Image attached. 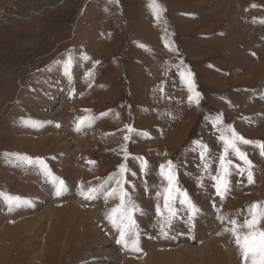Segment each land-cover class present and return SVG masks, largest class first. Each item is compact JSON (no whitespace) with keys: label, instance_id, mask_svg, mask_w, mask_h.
Returning <instances> with one entry per match:
<instances>
[{"label":"rangeland","instance_id":"374dc122","mask_svg":"<svg viewBox=\"0 0 264 264\" xmlns=\"http://www.w3.org/2000/svg\"><path fill=\"white\" fill-rule=\"evenodd\" d=\"M157 2L159 19L150 0H0V193L28 201L9 211L0 196V264H244L230 220L264 205V155L237 142L249 183L220 137L231 125L264 143V0ZM5 153L40 158L47 172ZM168 161L179 191L165 236L157 206L167 214ZM121 165L139 251L117 243L109 219ZM90 188L94 199L82 195Z\"/></svg>","mask_w":264,"mask_h":264},{"label":"snow or ice","instance_id":"6c2138e0","mask_svg":"<svg viewBox=\"0 0 264 264\" xmlns=\"http://www.w3.org/2000/svg\"><path fill=\"white\" fill-rule=\"evenodd\" d=\"M149 7L153 10L154 14L157 16V19L160 18V12L162 11L161 6L158 4L157 0H150ZM72 65L71 56L68 57V60L65 64V75L69 74V69ZM89 77L92 76V73H88ZM183 75V74H182ZM188 85L189 91H195V85L191 79V73L188 74V77L185 80ZM199 92H195L194 96H190L189 99L195 100L196 103H199ZM92 117L86 116L80 118V121L77 126V130L80 129V125H83L87 122L89 125L92 123ZM221 120V116L217 117V123ZM26 123H35L31 121H26ZM131 131V129H130ZM227 132L229 135L222 134L220 139L224 142L225 148L224 152L227 154L229 150H232L235 154L239 156L241 160L245 162L249 166V170L247 172L248 182H253V174L251 172L252 162L247 158V154L242 152L238 147L237 142L243 144H256L261 149V155H264V143L251 141L245 139L243 136L239 135L235 131V129L231 126H227ZM199 143V142H197ZM205 151L207 150L206 145H200ZM6 157H15V159L20 163L25 164H33L38 163L41 167L45 169L47 172V165L40 158H32L24 154L19 153H5ZM201 158H204V152L201 153ZM146 166V162H143ZM231 164V161H227V164L224 161V157L221 158V175L216 178V192L217 195L223 197L224 194L228 191L229 180L228 177L230 175L228 165ZM174 165L172 161H168L167 166L161 165V175L167 180L168 187L164 189L165 193L168 195L165 196L163 208L166 211V215L161 212V208L157 206V213L163 216V223H161V232L165 236L167 232L164 231L165 226L171 227L173 219L177 215V209L173 206L174 197L172 195V191H179L178 188H174L176 175L174 171ZM207 168V164H205ZM127 171L124 165H121V179L117 180L116 183L119 186L118 188H113L111 191L107 193L105 199L108 196H116L120 200V204L118 207L113 208L111 210V214L109 215V219L112 221L113 226L119 229V240L117 243L122 244L125 248L131 247L133 250L139 251L138 243H139V232L136 230V221L133 218V214L135 211H138V208L132 204L128 206L126 204V197L128 196L127 191L123 187V173ZM241 174L245 171L241 169ZM54 182L56 183V192L57 196H60L63 191H65L64 181L59 178H54ZM98 189H89L87 192L82 190V195L85 196L86 199H94L95 193ZM181 195L183 199L180 200V203L186 205L189 209L192 210L193 214L197 211L195 206L192 204L191 199L188 197L186 192H182ZM0 196L7 201L9 205V211H12L14 207L19 206L21 204L28 203V201L23 200L19 196L8 195L4 193H0ZM249 217L245 218L243 223H238L237 220H230V223L233 225L231 231L236 236V242L240 246L242 251V258L244 264H264V227H261L262 222H264V205L259 203L253 204L249 206L248 209ZM192 217H189V221H191ZM237 229H246L243 233L237 231Z\"/></svg>","mask_w":264,"mask_h":264},{"label":"bare ground","instance_id":"6f19581e","mask_svg":"<svg viewBox=\"0 0 264 264\" xmlns=\"http://www.w3.org/2000/svg\"><path fill=\"white\" fill-rule=\"evenodd\" d=\"M75 214V213H74Z\"/></svg>","mask_w":264,"mask_h":264}]
</instances>
